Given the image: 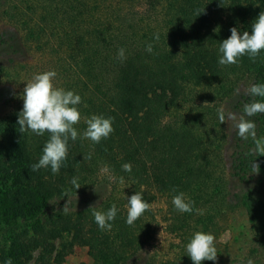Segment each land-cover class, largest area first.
<instances>
[{
	"label": "trees",
	"instance_id": "16d2710c",
	"mask_svg": "<svg viewBox=\"0 0 264 264\" xmlns=\"http://www.w3.org/2000/svg\"><path fill=\"white\" fill-rule=\"evenodd\" d=\"M197 10L205 11L197 16ZM262 11L264 0H0V264L9 258L62 264L75 245L88 248L92 264H155L145 259L157 223L153 210L126 223L128 197L136 192L149 204L163 196L164 227L177 239L179 264H193L186 245L196 232L217 237L236 198L254 246L235 264L249 258L259 264L253 253L264 250V193L259 185L246 190V181L253 178L251 164L261 170L264 162L234 122H220L218 109L227 117L243 114L253 99L264 102L244 94L264 84V52L255 62L218 61L230 29L251 33ZM24 47L45 58L31 75L20 65ZM121 48L124 60L117 58ZM46 71L57 73L58 88L81 96L82 117L113 120L110 137L94 143L80 138L87 128L82 119L59 174L30 170L50 134L19 131L23 107L5 86H19L21 72L33 78ZM180 192L203 214L179 212L172 199ZM113 204L112 230H101L93 211Z\"/></svg>",
	"mask_w": 264,
	"mask_h": 264
},
{
	"label": "clouds",
	"instance_id": "9594fccd",
	"mask_svg": "<svg viewBox=\"0 0 264 264\" xmlns=\"http://www.w3.org/2000/svg\"><path fill=\"white\" fill-rule=\"evenodd\" d=\"M205 10H197V16ZM231 35L220 44L219 52L222 54L219 58V64L222 66L237 65L240 58L248 56L253 62L264 52V11L251 26V33L244 31L243 34L236 28L230 29ZM159 40V35L155 36ZM146 51L153 52V45L148 44ZM117 58L124 60L125 50L119 49ZM57 77L55 71H46L36 74L30 82L26 83L23 90V109L18 114L19 131L24 133L30 131L37 135L50 134L49 140L43 148V154L38 163L31 165L32 172L39 171L42 168H51L53 174H59L68 156L69 139L75 141L80 135L75 127L82 119L87 124L81 139H90L94 143H100L102 139H107L114 132L112 118L93 115L91 118L82 117L78 105L82 103L80 95L71 90L58 88L54 81ZM239 92V89L237 90ZM244 94L251 97L264 98V84H252L244 89ZM207 103V102H206ZM257 114H264V102L253 99L250 103L243 106V114L229 112L227 117L223 108L218 109V117L223 124L225 120L234 122L238 136L243 140H251L255 147L251 150L256 156H264V137L257 136V124L250 117ZM247 117V118H246ZM90 159L91 157H87ZM124 171L131 172L132 165L125 163L122 165ZM252 174H259V163L251 164ZM104 171H107L105 168ZM123 177L120 183H123ZM71 183L79 189L81 185L78 178L74 177ZM175 191V189H174ZM194 201L186 199L185 193L180 192L172 199V204L181 213L191 214L195 211L197 214H203L200 209H194ZM94 207V206H93ZM152 205L143 199L141 193L128 197L127 219L126 223L131 226L146 211L152 209ZM64 212H68L67 204L64 206ZM118 209L115 204L105 211L94 210L93 216L96 224L101 230L111 231L113 221L116 219ZM187 255L193 261V264H203V261H217L218 252L216 248V237L210 233L196 232L186 245ZM5 264H13L9 258ZM247 264H254L249 258Z\"/></svg>",
	"mask_w": 264,
	"mask_h": 264
},
{
	"label": "rangeland",
	"instance_id": "374dc122",
	"mask_svg": "<svg viewBox=\"0 0 264 264\" xmlns=\"http://www.w3.org/2000/svg\"><path fill=\"white\" fill-rule=\"evenodd\" d=\"M25 53L20 58V65L23 71L29 70V75L40 70V66L45 60L42 58V53L34 50H26L23 48ZM6 52H2L4 56ZM9 54L5 55L6 57ZM48 60L46 57L45 65ZM22 79L19 86H14L9 83L5 86L10 87L12 92L15 94V98H18V104L23 107V90L26 87V83L30 82L32 78H28L26 72H21ZM247 118V117H246ZM257 124V136L264 137V114H257L254 117H250ZM264 162V156H262ZM259 185L261 193H264V164L259 174H253V178L246 181V190L250 187H256ZM236 191H240L237 187ZM232 198V197H231ZM234 208H231L225 219L222 222V227L216 237V248L218 252V264H235V261L242 258L245 255L251 254L254 246V235L251 229V222L245 209L237 203L236 198H232ZM152 210L157 218L155 225V232L153 238L147 246L145 252V259L153 258L155 264H179V258L176 255L178 245L177 239L171 233H169L163 222V208L164 198L163 196L157 195L155 201L151 203ZM58 244V243H57ZM256 257L259 259V264H264V250L259 251ZM62 264H92V259L88 254V248L86 246L75 245L63 258Z\"/></svg>",
	"mask_w": 264,
	"mask_h": 264
}]
</instances>
